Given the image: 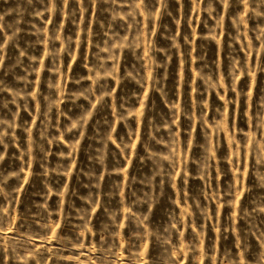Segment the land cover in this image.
Masks as SVG:
<instances>
[{"label": "rangeland", "instance_id": "1", "mask_svg": "<svg viewBox=\"0 0 264 264\" xmlns=\"http://www.w3.org/2000/svg\"><path fill=\"white\" fill-rule=\"evenodd\" d=\"M0 264H264V0H0Z\"/></svg>", "mask_w": 264, "mask_h": 264}]
</instances>
